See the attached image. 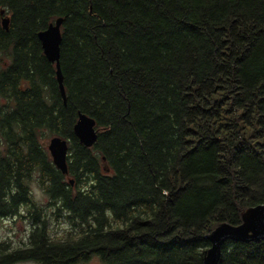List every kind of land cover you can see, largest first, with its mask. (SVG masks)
I'll list each match as a JSON object with an SVG mask.
<instances>
[{
  "label": "trees",
  "instance_id": "obj_1",
  "mask_svg": "<svg viewBox=\"0 0 264 264\" xmlns=\"http://www.w3.org/2000/svg\"><path fill=\"white\" fill-rule=\"evenodd\" d=\"M1 12L0 220L30 223L20 257L204 264L206 236L264 204V0H0ZM58 18L65 104L37 39ZM78 114L96 122L90 149ZM53 137L68 142L75 192ZM52 220L69 227L61 239ZM218 264H264V240L227 242Z\"/></svg>",
  "mask_w": 264,
  "mask_h": 264
},
{
  "label": "water",
  "instance_id": "obj_2",
  "mask_svg": "<svg viewBox=\"0 0 264 264\" xmlns=\"http://www.w3.org/2000/svg\"><path fill=\"white\" fill-rule=\"evenodd\" d=\"M1 15L3 16L0 21L1 27L7 31L9 18L4 16V12H1ZM62 23V18L56 19L44 31L37 34V39L41 44L45 59L55 65L56 81L63 104H65L66 95L59 65ZM95 127L96 122L92 118L78 114L73 134L84 148L90 149L96 143L97 131ZM47 151L54 167L63 176H66L68 174V142L60 137H53L48 142ZM68 184L73 186L74 180L69 179ZM240 221L239 225L221 223L206 236L210 248L205 253L204 264H218L221 249L227 242L248 244L264 240V204L248 208L241 214Z\"/></svg>",
  "mask_w": 264,
  "mask_h": 264
},
{
  "label": "rangeland",
  "instance_id": "obj_3",
  "mask_svg": "<svg viewBox=\"0 0 264 264\" xmlns=\"http://www.w3.org/2000/svg\"><path fill=\"white\" fill-rule=\"evenodd\" d=\"M50 139L51 138H48L46 141V148H47V145ZM66 176H65L66 182H68L69 178L73 179L70 176H67L66 178ZM72 192H75L74 186H72ZM31 194H32L33 200L37 202L39 205L44 206V209H46L49 199L34 184H31ZM48 214H50V211L48 212ZM31 229H32L31 225L28 222L21 220L20 218L11 217V218H6V219H1L0 220V241L7 242L9 244L11 243L10 245L11 249L20 248L19 246L21 245V243L27 244L28 235L30 234ZM68 229L69 227L67 225L65 226V224L61 222L59 223L55 220H52L49 224V237L50 239H61L64 233L68 231ZM93 264H97V260H93Z\"/></svg>",
  "mask_w": 264,
  "mask_h": 264
},
{
  "label": "flooded vegetation",
  "instance_id": "obj_4",
  "mask_svg": "<svg viewBox=\"0 0 264 264\" xmlns=\"http://www.w3.org/2000/svg\"><path fill=\"white\" fill-rule=\"evenodd\" d=\"M66 178H67V176H66ZM69 179H71V178H69ZM50 208L51 207H50V201H49L47 203V206H46V209H45V212L47 213V215H48V212L50 211ZM22 217L23 216H21L20 219L25 221ZM5 244H7V246H6L7 252H5L3 254L0 253V257H2L4 259L7 258L8 261L6 263H2V264H54L53 262H48V261H45V260H43L41 258L33 257L31 255L25 256V257H20L21 255H19V253H17V252H23V250L26 249L29 246L28 244H22L21 243V245L19 246L20 248H17V249H11L10 248L11 247L10 246L11 243L9 244V243L6 242ZM93 260H97V264H98V257H96V256H92L91 258H89V263L88 264H93Z\"/></svg>",
  "mask_w": 264,
  "mask_h": 264
}]
</instances>
